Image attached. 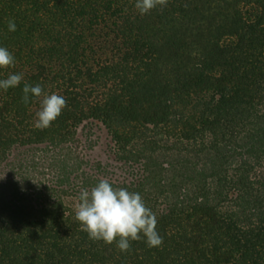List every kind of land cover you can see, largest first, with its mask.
Instances as JSON below:
<instances>
[{
	"label": "trees",
	"instance_id": "obj_1",
	"mask_svg": "<svg viewBox=\"0 0 264 264\" xmlns=\"http://www.w3.org/2000/svg\"><path fill=\"white\" fill-rule=\"evenodd\" d=\"M134 5L0 0V79L23 75L0 90V264H264V0ZM25 82L66 99L50 127ZM95 131L106 164L85 154ZM101 178L142 196L160 246L81 230Z\"/></svg>",
	"mask_w": 264,
	"mask_h": 264
},
{
	"label": "clouds",
	"instance_id": "obj_2",
	"mask_svg": "<svg viewBox=\"0 0 264 264\" xmlns=\"http://www.w3.org/2000/svg\"><path fill=\"white\" fill-rule=\"evenodd\" d=\"M167 0H135L134 7L141 15L166 6ZM16 30L15 22H8V31ZM14 55L0 46V70L15 66ZM23 80L21 73H9L0 79V90L18 87ZM22 102L29 103L30 96L41 98L39 110L35 113L34 127L46 129L51 126L67 106L66 99L57 93L47 94L42 87L25 82L22 88ZM75 220L90 239L112 244L114 241L121 251H127L130 241L141 239L147 246L158 247L163 238L156 230V214L146 207L142 196L126 188L113 187L107 178H101L90 190L81 188L75 209ZM118 238V239H117Z\"/></svg>",
	"mask_w": 264,
	"mask_h": 264
},
{
	"label": "rangeland",
	"instance_id": "obj_3",
	"mask_svg": "<svg viewBox=\"0 0 264 264\" xmlns=\"http://www.w3.org/2000/svg\"><path fill=\"white\" fill-rule=\"evenodd\" d=\"M94 136V138L98 139V145L93 151L87 152L85 154L90 160L99 161L106 164L108 162L107 160L110 158L108 154L109 138L107 137L105 131H95Z\"/></svg>",
	"mask_w": 264,
	"mask_h": 264
}]
</instances>
